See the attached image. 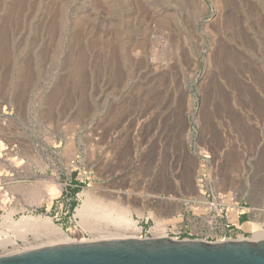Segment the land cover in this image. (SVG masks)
Wrapping results in <instances>:
<instances>
[{"label":"rangeland","instance_id":"obj_1","mask_svg":"<svg viewBox=\"0 0 264 264\" xmlns=\"http://www.w3.org/2000/svg\"><path fill=\"white\" fill-rule=\"evenodd\" d=\"M236 200L263 229L264 0H0V257Z\"/></svg>","mask_w":264,"mask_h":264},{"label":"water","instance_id":"obj_2","mask_svg":"<svg viewBox=\"0 0 264 264\" xmlns=\"http://www.w3.org/2000/svg\"><path fill=\"white\" fill-rule=\"evenodd\" d=\"M0 264H264V238L207 242L129 236L72 241L2 256Z\"/></svg>","mask_w":264,"mask_h":264},{"label":"built area","instance_id":"obj_3","mask_svg":"<svg viewBox=\"0 0 264 264\" xmlns=\"http://www.w3.org/2000/svg\"><path fill=\"white\" fill-rule=\"evenodd\" d=\"M214 199L220 201L221 198L215 197ZM230 204L233 208L232 210L235 211L230 213L226 212L225 216L220 215L221 217H224V224L219 225V231H217L218 228L216 227L218 226H216V218L214 217L210 221L204 219L202 222L198 224H192L188 228L183 224L175 223L171 225V228L167 227L165 229V236L173 240H191V238H193L207 242H217L229 239H244L246 238V231L242 228V224L249 220H256V218H258L257 216L263 212V209L251 204L246 206V204H242L237 200L230 202ZM210 206L216 207L217 202L215 201L214 203H210ZM219 213L220 212H217V215H219ZM241 217H244L243 221ZM238 226L242 232L240 235H237L232 231ZM186 229H189L190 232H187ZM149 236L152 235L149 233ZM145 237H148V235H145Z\"/></svg>","mask_w":264,"mask_h":264},{"label":"bare ground","instance_id":"obj_4","mask_svg":"<svg viewBox=\"0 0 264 264\" xmlns=\"http://www.w3.org/2000/svg\"><path fill=\"white\" fill-rule=\"evenodd\" d=\"M247 95H248V93H247ZM186 172V171H185ZM185 176H186V174H184ZM183 175V176H184ZM192 178V177H191ZM184 179H186V178H184ZM182 181H184V180H182ZM187 186V185H186ZM153 197V196H152ZM155 198V197H154ZM158 198V197H157ZM159 199V198H158ZM131 202V201H130ZM168 204H169V202H168ZM166 206V205H165ZM171 206V205H170ZM83 208V207H82ZM123 215V214H122ZM25 219V218H24ZM33 219V218H32ZM31 219V220H32ZM119 221L120 222H123L124 221V223H126L127 224V226H129V228L131 229V231H133V232H139V230H140V227H138V226H136L135 225V223H133L132 222V220L129 218V216H127L126 215V213H124V216L122 217H120L119 218ZM13 224V223H12ZM244 224H246V225H251V226H253V234H252V236H250V240H259V239H262V238H264V226L261 224L260 225V223H258L263 229H260V228H258L256 225H255V221L254 220H249V221H246V222H244L243 224H242V228L244 227L243 225ZM125 227H126V225H125ZM164 228L165 227H163V219H157V222H156V226L154 227V231L155 232H158V233H160L159 234V236H165V230H164ZM22 229V228H21ZM128 229V228H127ZM153 229V228H152ZM57 231V235H62L63 234V232L61 231V229H57L56 230ZM124 231V230H123ZM125 232V231H124ZM123 232V233H124ZM127 232V231H126ZM131 233V232H130ZM97 234V233H96ZM56 235V234H55ZM63 235H65V234H63ZM62 235V236H63ZM100 235V234H99ZM125 235V234H124ZM128 235V234H127ZM157 236V235H156ZM61 237V236H60ZM109 238H110V236H108ZM122 237V236H121ZM129 237V236H128ZM138 237V236H137ZM61 238H63V237H61ZM60 238V239H61ZM64 238L68 241V239L66 238V236H64ZM111 238H115V237H113V236H111ZM64 239V240H65ZM105 239H108V238H105ZM75 240H80L79 238L77 239H75ZM69 242H72V241H69Z\"/></svg>","mask_w":264,"mask_h":264},{"label":"trees","instance_id":"obj_5","mask_svg":"<svg viewBox=\"0 0 264 264\" xmlns=\"http://www.w3.org/2000/svg\"><path fill=\"white\" fill-rule=\"evenodd\" d=\"M244 220V217L242 218V221Z\"/></svg>","mask_w":264,"mask_h":264}]
</instances>
